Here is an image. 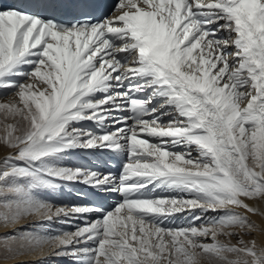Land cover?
Returning <instances> with one entry per match:
<instances>
[{
  "label": "snow or ice",
  "instance_id": "obj_1",
  "mask_svg": "<svg viewBox=\"0 0 264 264\" xmlns=\"http://www.w3.org/2000/svg\"><path fill=\"white\" fill-rule=\"evenodd\" d=\"M0 8V88L15 96L0 103V258L264 264V240L245 239L260 230L247 214L264 216V0ZM80 188L116 203H61Z\"/></svg>",
  "mask_w": 264,
  "mask_h": 264
},
{
  "label": "bare ground",
  "instance_id": "obj_2",
  "mask_svg": "<svg viewBox=\"0 0 264 264\" xmlns=\"http://www.w3.org/2000/svg\"><path fill=\"white\" fill-rule=\"evenodd\" d=\"M22 79L23 78H20V77L15 78L16 81H21ZM10 90H11L10 87L0 88V92L1 93L5 92L4 94H6ZM9 154H10L9 152H7V151H5L3 149H0V159H2L4 156L9 155ZM158 194L159 195H167V194L176 195V193H167V192H160ZM60 199H61V203L62 204H66V205L87 204V203H91V202H94V201L98 200V204L104 205L105 208L109 207V209L111 207H113L115 205V203H116V198H112L110 200L102 199V198H100L98 196L93 195L92 191L90 189H88V188H80V190L78 192L76 190H72L69 194L61 197ZM258 206H260L262 208V211H264V202H262V204L258 205ZM239 210L243 211L242 209H239ZM179 215L175 214L173 217L169 218V220L165 222V226L174 227V226H181V225L187 223V221H183L182 222V220H181L186 215L183 214L181 218L178 217ZM247 215L250 216V219L252 221H254L256 223V225L258 226V228L260 229L259 231H256L254 233L255 239L257 241L264 240V216H262V215H253V214H247ZM85 219L91 220L92 217L88 216V217H85ZM30 221L31 220L21 221L20 224L16 225L15 227L22 226L23 224L29 223ZM77 226H82V220L73 218V219L68 220L67 223H65V224H60L59 221H57V222H55L53 224L52 227H53V231H59L62 228L63 229H68V230H74ZM19 259L20 260H25V261H32L34 259V257L33 256H31V257H20ZM39 259H41V258L39 257ZM15 263L17 264L18 261L15 260L14 264Z\"/></svg>",
  "mask_w": 264,
  "mask_h": 264
},
{
  "label": "rangeland",
  "instance_id": "obj_3",
  "mask_svg": "<svg viewBox=\"0 0 264 264\" xmlns=\"http://www.w3.org/2000/svg\"><path fill=\"white\" fill-rule=\"evenodd\" d=\"M15 78H17V77H11V78H7V79L15 80ZM4 93H1L0 92V103H7L10 100H15L14 89L11 88V90L8 91L6 94H4ZM2 119H3L2 114H0V120H2ZM4 134H5V129H4L3 125L0 124V137H2ZM0 149H3V148H0ZM194 155H195V153H194ZM167 195H173V194H167ZM237 211H241V210L237 209ZM196 212H197V214H199V210H196ZM179 214H177V215H179L178 216L179 218H181L182 215L185 214L186 216L183 219H181V220H182V222L183 221H187V223H188V221L190 219L189 218L190 217L189 213L188 212H185L183 214L182 213H179ZM208 215H211V213H209ZM187 223H185L183 225H186ZM32 227H34V225H33V222L30 221L29 223L23 224L22 226H19V227H16V228L17 229H22V228H32ZM9 231H10V229H8V228L0 227V236H3L5 234H7ZM254 236H255L254 234H253V237H247L246 236L245 239L247 240V239L255 238ZM232 243H235V241H232ZM2 253H3V244H0V254H2ZM33 257H34V259L32 261L35 262V264H39V261H40L39 257H37V256H33ZM14 262H15V260H5V259L0 258V264H4V263L5 264H14Z\"/></svg>",
  "mask_w": 264,
  "mask_h": 264
}]
</instances>
